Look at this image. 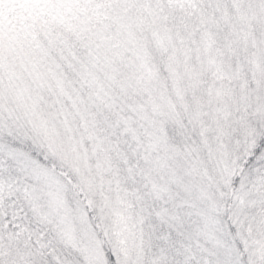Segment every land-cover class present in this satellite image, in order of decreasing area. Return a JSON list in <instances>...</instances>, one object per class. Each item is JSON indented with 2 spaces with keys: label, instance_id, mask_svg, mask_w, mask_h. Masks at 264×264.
I'll use <instances>...</instances> for the list:
<instances>
[{
  "label": "snow or ice",
  "instance_id": "snow-or-ice-1",
  "mask_svg": "<svg viewBox=\"0 0 264 264\" xmlns=\"http://www.w3.org/2000/svg\"><path fill=\"white\" fill-rule=\"evenodd\" d=\"M0 264H264V0H0Z\"/></svg>",
  "mask_w": 264,
  "mask_h": 264
}]
</instances>
